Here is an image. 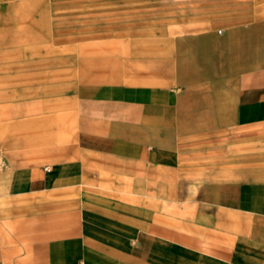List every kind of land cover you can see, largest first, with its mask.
Here are the masks:
<instances>
[{
  "label": "crops",
  "instance_id": "1",
  "mask_svg": "<svg viewBox=\"0 0 264 264\" xmlns=\"http://www.w3.org/2000/svg\"><path fill=\"white\" fill-rule=\"evenodd\" d=\"M232 34L207 66L235 73ZM145 79L160 84L85 98L65 143L45 146L43 121L6 134L19 149L0 155V264H264V70L185 91Z\"/></svg>",
  "mask_w": 264,
  "mask_h": 264
},
{
  "label": "rangeland",
  "instance_id": "2",
  "mask_svg": "<svg viewBox=\"0 0 264 264\" xmlns=\"http://www.w3.org/2000/svg\"><path fill=\"white\" fill-rule=\"evenodd\" d=\"M212 18L227 24L191 30ZM229 33L246 47L232 74L225 61L207 66L226 58ZM203 37L215 39L199 45ZM259 69L264 0H0V155L19 149L4 146L6 134L18 140L22 129L42 121L45 146L67 142L85 98L160 84L145 79L150 73L166 76V90L185 91L214 76L238 82ZM200 70L203 77H197ZM259 131L252 133L253 172L264 167Z\"/></svg>",
  "mask_w": 264,
  "mask_h": 264
}]
</instances>
